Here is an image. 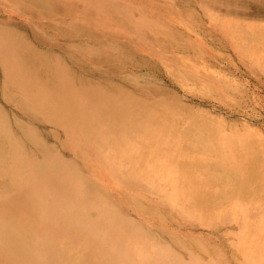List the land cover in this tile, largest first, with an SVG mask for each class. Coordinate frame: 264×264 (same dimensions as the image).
I'll return each mask as SVG.
<instances>
[{
  "label": "bare ground",
  "instance_id": "bare-ground-1",
  "mask_svg": "<svg viewBox=\"0 0 264 264\" xmlns=\"http://www.w3.org/2000/svg\"><path fill=\"white\" fill-rule=\"evenodd\" d=\"M16 1L53 10L48 0ZM198 2L214 19L221 20L222 8L264 14V0ZM63 8L55 9L57 20ZM76 16L83 18L80 11ZM31 24L33 35L51 45ZM2 25L0 264H214L209 243L197 237L186 243L164 220L150 219L161 208L180 226L214 231L220 224L207 217L255 219L245 215L250 206L244 204L256 192L242 188L247 166L231 161L226 131L214 124L206 131L203 121L151 89L103 84L100 91L69 83L65 65ZM58 126L61 134H55ZM252 190L264 197V185ZM120 198L126 207L117 205ZM152 199L158 206L143 205ZM259 225L264 228V220ZM259 240L264 249V237ZM194 246L206 257L189 254Z\"/></svg>",
  "mask_w": 264,
  "mask_h": 264
},
{
  "label": "rangeland",
  "instance_id": "rangeland-1",
  "mask_svg": "<svg viewBox=\"0 0 264 264\" xmlns=\"http://www.w3.org/2000/svg\"><path fill=\"white\" fill-rule=\"evenodd\" d=\"M48 2L53 10L42 7L36 11L16 0H0L2 26L19 30L35 49L65 65L71 74L69 83H90L100 91L106 87L97 85L127 84L167 95L180 111L208 125L206 131L211 124L223 128L230 138L231 161L244 160L247 166L242 169V188L256 192L244 204L250 206L245 215L255 217L252 222L218 214L207 217L220 224L217 231L205 225L180 226L168 220L161 208L150 220H164L167 230L183 235L186 243L192 237L209 243L214 264H264L259 240L264 237L259 225L264 220V197L252 190L264 185V45L260 44L264 14L222 8L221 20L214 19L198 0ZM62 7L64 14L57 20L55 9ZM79 11L83 18L78 20ZM223 21L226 26L220 25ZM31 22L44 38L52 40L51 45L33 35ZM59 28L70 37L58 34ZM49 123L51 128L56 126ZM60 131L59 126L55 128V134ZM41 134L47 135L46 128ZM54 144L69 155L61 141ZM120 186L125 187H112ZM116 203L122 208L128 205L124 198ZM157 203L152 199L143 205ZM243 229L244 237L239 233ZM255 241L260 243L254 247ZM195 248L188 253H198ZM183 255L189 263L191 259Z\"/></svg>",
  "mask_w": 264,
  "mask_h": 264
}]
</instances>
